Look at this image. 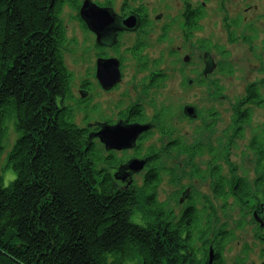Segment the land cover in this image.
I'll return each mask as SVG.
<instances>
[{
    "label": "rangeland",
    "instance_id": "374dc122",
    "mask_svg": "<svg viewBox=\"0 0 264 264\" xmlns=\"http://www.w3.org/2000/svg\"><path fill=\"white\" fill-rule=\"evenodd\" d=\"M78 1L58 12L70 96L67 109H56L78 126L96 115L123 118L94 133L79 126L90 172L101 168L113 194L136 199L128 220L137 227L153 233L192 213L194 225L179 232L177 264H264V0ZM132 11L141 18L133 22ZM141 19L149 29H137ZM113 30L121 34L111 49ZM99 42L109 56L96 60ZM92 63L97 87L109 92L85 100L78 89ZM16 138L11 119L0 155L4 186L15 178L6 161ZM100 182L94 176L97 193Z\"/></svg>",
    "mask_w": 264,
    "mask_h": 264
},
{
    "label": "trees",
    "instance_id": "16d2710c",
    "mask_svg": "<svg viewBox=\"0 0 264 264\" xmlns=\"http://www.w3.org/2000/svg\"><path fill=\"white\" fill-rule=\"evenodd\" d=\"M78 2L0 0V155L6 122L17 132L6 161L15 178L4 186L0 174V264H123L134 254L142 264H177L192 213L153 233L130 223L136 199L113 194L107 178L100 193L92 188L83 128L56 109L69 78L58 12Z\"/></svg>",
    "mask_w": 264,
    "mask_h": 264
},
{
    "label": "flooded vegetation",
    "instance_id": "af4514ba",
    "mask_svg": "<svg viewBox=\"0 0 264 264\" xmlns=\"http://www.w3.org/2000/svg\"><path fill=\"white\" fill-rule=\"evenodd\" d=\"M132 12H134V13H136L135 11H132ZM137 14V13H136ZM141 21V20H140ZM188 21H189V19L188 18H186V25L188 26ZM185 22V21H184ZM147 25H149V23H148V21L147 20H143V23L141 24V25H139L138 26V28L137 29H140L141 30V27H143V26H147ZM147 28L149 29V27L147 26ZM161 29V28H160ZM134 31V30H133ZM133 31L131 32V33H133ZM122 32H123V30H122ZM111 33V36H110V41H111V43L109 44V47L111 48V49H113V48H115V45H114V43H116L118 40H117V38H120L119 36H120V32L119 31H112V32H110ZM114 36L116 37V38H114ZM107 39H108V37H106ZM100 43V42H99ZM102 43V42H101ZM100 43V44H101ZM105 45V43H102L101 45H97V48H98V50L96 51V53H95V55H94V59H98V58H107L109 55H106L105 53H103L102 52V49H103V46ZM140 47V46H139ZM136 50H138V48H135V50H133L134 52L132 53L133 55H134V57H136V58H140V56L141 55H143V54H140V51L139 52H136ZM95 61V60H94ZM119 62H120V64H122L121 63V59H119ZM94 66H95V64L94 63H92L91 64V68L89 67H87V70H86V72H87V75L88 76H86V79H88L89 80V83H87V84H85L86 85V88L85 89H82V88H80V89H78V90H83L85 93H86V95H85V100H91V99H96V97L99 95V94H108V92L109 91H106V90H102L101 88L99 89L98 87H97V82H96V78H95V71H94ZM121 75H122V78H121V82H123L124 81V76H125V71L124 70H122L121 69ZM130 80V79H129ZM121 82H120V84H121ZM84 85V86H85ZM83 86V87H84ZM94 86L96 87V89L94 90ZM68 87V86H67ZM71 87V86H70ZM78 87H82L81 86V84L79 83L78 84ZM114 87V86H113ZM112 87V88H113ZM98 90H99V93H98ZM71 92V91H70ZM69 96H70V93L69 94H67V91L65 92V94L63 95V97H61V98H58L57 99V106L59 105V102L61 101L62 103H61V107L60 108H64V110L65 109H67V105H66V101H67V99L69 98ZM94 96V97H93ZM81 97V96H80ZM84 99H82V100H84ZM90 103V105L92 104V102H89ZM92 111H95V108H92ZM118 116L114 119L115 121L117 120H119L120 119V115H119V113L117 114ZM138 117H139V115H138ZM123 119V118H122ZM122 119H120V120H122ZM112 121V122H109V121H107L106 119H104V118H102V117H99V115H96V117H93V118H91L88 122H86V124L85 125H83L84 127H85V129H87V131L89 132V133H94V132H97L98 130H100V127H101V125L102 124H104V125H109V126H111V124H113L115 121ZM116 121V122H117ZM125 123H127L126 122V120L124 121ZM144 123V122H143ZM150 124V130L152 131V129L154 128V125L153 124H151V123H149ZM92 142L93 143H95V142H97V139L96 138H92ZM138 157H140V156H138ZM123 161H121L120 163H122ZM119 164V163H118ZM117 163H115V164H113L112 166H110V168L114 171V170H116V168L119 166ZM103 167H105V165H103ZM134 175V174H133ZM96 177H99V176H96ZM104 177H102L101 175H100V179L102 180ZM132 179H133V176H132ZM125 180H127V178L125 179Z\"/></svg>",
    "mask_w": 264,
    "mask_h": 264
},
{
    "label": "bare ground",
    "instance_id": "6f19581e",
    "mask_svg": "<svg viewBox=\"0 0 264 264\" xmlns=\"http://www.w3.org/2000/svg\"><path fill=\"white\" fill-rule=\"evenodd\" d=\"M124 17H126V15L124 14L123 15ZM141 16L142 15H140V14H136L135 15V18L133 19V18H131L132 19V21L133 22H135V21H137L139 18H141ZM157 17V18H156ZM155 18L157 19V20H159L160 19V16L159 15H157ZM133 22H127V25L125 26V28H131V27H133V25H134V23ZM143 23V20L141 19V21H140V24L139 25H141ZM104 32V31H103ZM111 36V35H110ZM105 37H108V33L105 35ZM61 101L59 102V105H58V107L60 108L61 107ZM60 110H64V108H60ZM84 149H86V148H84ZM100 170L99 171H97V170H92V172H93V174H94V176H100L101 174H102V171H101V168H99ZM120 171H123V172H125L126 170H122V169H120ZM116 172H119V170H116Z\"/></svg>",
    "mask_w": 264,
    "mask_h": 264
},
{
    "label": "water",
    "instance_id": "95a60500",
    "mask_svg": "<svg viewBox=\"0 0 264 264\" xmlns=\"http://www.w3.org/2000/svg\"><path fill=\"white\" fill-rule=\"evenodd\" d=\"M85 4H86V2H85ZM84 6V5H83ZM83 6H82V9H81V14H82V16L84 17V14H83ZM98 12H101L100 10H97ZM88 19H89V17H88ZM91 22H92V25L95 27V28H98L99 26H98V24L96 23V18L95 17H93V19H91ZM99 23V22H98ZM106 132H103V131H101V133L100 134H105ZM107 133H109V134H111L112 132H111V130H108L107 131ZM113 139H116L115 138V136H113Z\"/></svg>",
    "mask_w": 264,
    "mask_h": 264
}]
</instances>
